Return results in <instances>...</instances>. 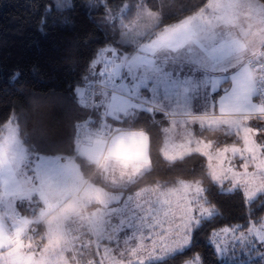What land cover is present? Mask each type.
Here are the masks:
<instances>
[{"label": "snow or ice", "instance_id": "6c2138e0", "mask_svg": "<svg viewBox=\"0 0 264 264\" xmlns=\"http://www.w3.org/2000/svg\"><path fill=\"white\" fill-rule=\"evenodd\" d=\"M106 4L114 39L55 99L58 114L33 95L0 121V264H168L218 214L212 197L242 189L264 205V0H202L173 23L148 0ZM150 114L163 125L155 160ZM157 162L179 171L157 178ZM206 243L215 256L232 245V264H264V217Z\"/></svg>", "mask_w": 264, "mask_h": 264}, {"label": "trees", "instance_id": "16d2710c", "mask_svg": "<svg viewBox=\"0 0 264 264\" xmlns=\"http://www.w3.org/2000/svg\"><path fill=\"white\" fill-rule=\"evenodd\" d=\"M136 2L124 0V3ZM101 3L104 0H64L61 10L57 11V0H0V121L9 116L12 105L30 101L33 95L52 98L53 102L47 106L48 111L53 115L58 114L55 99L64 97L70 86L89 75L90 57L114 39V30L104 26L102 14L105 8L98 6ZM201 3L202 0H148L149 5L160 10L163 23H173L191 14ZM120 4L121 0H107L105 7L110 5L115 11ZM47 5L53 6L50 13L46 12ZM116 15L120 16V12L117 11ZM123 15H128L127 10ZM45 16L47 22L42 23ZM119 42L126 44L122 40ZM16 76L19 77L18 81L13 80ZM150 115L157 125L151 128L154 136L157 132L161 133L152 149L155 160L164 139L163 125L155 114ZM217 135L220 133H205L201 138H215ZM191 165L189 161L184 174ZM156 168L157 178L162 176L169 179L179 171L167 173L165 165L159 162ZM147 182L145 180L144 184ZM211 199L213 204L219 205L218 214L201 229L192 252L186 257L170 260L168 264H182V259L195 252L203 255L204 264H216L217 261L219 264H232L212 254L207 247V237L213 229L250 226V222L264 215V211L260 210L264 207L261 199L257 197L250 205L245 204L240 189Z\"/></svg>", "mask_w": 264, "mask_h": 264}, {"label": "rangeland", "instance_id": "374dc122", "mask_svg": "<svg viewBox=\"0 0 264 264\" xmlns=\"http://www.w3.org/2000/svg\"><path fill=\"white\" fill-rule=\"evenodd\" d=\"M125 11V10H124ZM109 19H110V17H109ZM147 23H156V21L155 20H152V21H148L147 19H144L143 21H140V24H147ZM134 25L133 24H130L129 25V27H133ZM124 43H127V41L126 40H122ZM197 107H199V105H197ZM169 118V122H170V120H171V117H168ZM163 119L164 120H167V118H165V117H163ZM175 119L177 120V122H180L182 119H183V117L181 116V115H177L176 117H175ZM168 121V120H167ZM168 135L170 136V137H174V136H176V130L175 129H172L169 133H168ZM228 185L226 184V187H227ZM241 191H243L242 189H240ZM254 199H256V198H254ZM0 211H4V209L2 208V207H0ZM263 217H264V215H263ZM237 235H239V233H237ZM228 239H231V237L229 236L228 237ZM125 246L121 243V248H124ZM238 252H239V247L237 246V250H236V254L238 255ZM221 259H223V260H226V261H230V262H232L233 261V259H234V255H233V251H232V245H229L228 246V251H227V253L226 254H224V255H220L219 256Z\"/></svg>", "mask_w": 264, "mask_h": 264}, {"label": "crops", "instance_id": "0c3cea01", "mask_svg": "<svg viewBox=\"0 0 264 264\" xmlns=\"http://www.w3.org/2000/svg\"><path fill=\"white\" fill-rule=\"evenodd\" d=\"M91 75H92V73H91V71H90V73H89L88 76H91ZM165 118H167V120L169 121V118H168V117H165Z\"/></svg>", "mask_w": 264, "mask_h": 264}]
</instances>
